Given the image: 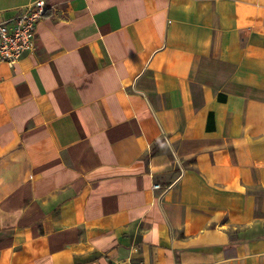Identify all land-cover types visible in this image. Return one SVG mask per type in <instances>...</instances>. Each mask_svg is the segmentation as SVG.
Returning a JSON list of instances; mask_svg holds the SVG:
<instances>
[{
	"label": "crops",
	"instance_id": "crops-1",
	"mask_svg": "<svg viewBox=\"0 0 264 264\" xmlns=\"http://www.w3.org/2000/svg\"><path fill=\"white\" fill-rule=\"evenodd\" d=\"M44 1L0 62V264H264V0Z\"/></svg>",
	"mask_w": 264,
	"mask_h": 264
},
{
	"label": "built area",
	"instance_id": "built-area-1",
	"mask_svg": "<svg viewBox=\"0 0 264 264\" xmlns=\"http://www.w3.org/2000/svg\"><path fill=\"white\" fill-rule=\"evenodd\" d=\"M45 6L44 0H37L23 6L15 17L0 19V62L12 66L34 49L35 26L43 17ZM153 189L157 190L159 186L154 185Z\"/></svg>",
	"mask_w": 264,
	"mask_h": 264
}]
</instances>
